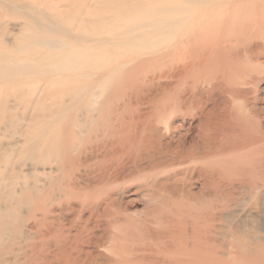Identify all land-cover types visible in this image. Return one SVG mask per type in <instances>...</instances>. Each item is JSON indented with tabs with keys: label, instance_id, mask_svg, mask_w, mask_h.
Listing matches in <instances>:
<instances>
[{
	"label": "rangeland",
	"instance_id": "rangeland-1",
	"mask_svg": "<svg viewBox=\"0 0 264 264\" xmlns=\"http://www.w3.org/2000/svg\"><path fill=\"white\" fill-rule=\"evenodd\" d=\"M157 8L182 10L184 31L165 28ZM243 41L256 90L235 63L204 92L205 113L219 108L209 133L219 150L180 161L155 143L128 159L123 135L138 141L135 122L149 127L148 102L194 50L236 60ZM0 66V264H264L249 245L264 237V0H0ZM73 119L84 126L75 136L95 134L71 169L60 155ZM200 122L176 111L154 137L173 148L187 134L190 146ZM99 164L115 179L91 182Z\"/></svg>",
	"mask_w": 264,
	"mask_h": 264
},
{
	"label": "bare ground",
	"instance_id": "bare-ground-1",
	"mask_svg": "<svg viewBox=\"0 0 264 264\" xmlns=\"http://www.w3.org/2000/svg\"><path fill=\"white\" fill-rule=\"evenodd\" d=\"M152 11L155 13H158V15H164L163 21H164V27L165 28H170L171 30L175 29V31L177 28V34L178 35L184 31L183 23L185 22V18H183V16H180L179 18L177 17L178 14L179 15L184 14V12L182 10H181V14H180V13H178V9H176V11L174 12L175 16H167L168 14L172 13V11H173L172 9H169V8H165V9L157 8V9H153ZM190 14H191V11H190ZM26 16H29L28 11L26 13ZM139 18H140V24H139L140 27L135 28V29H141L143 27L144 18H142V17H139ZM150 19H151V16H150ZM168 40H169L168 38H164V39H162V43L163 44L167 43ZM78 41L80 43L83 42L82 40L81 41L78 40ZM215 48H216L215 46H213L212 48H208V45H206V46L204 45V46H200L199 48L195 49L194 53L192 55V60L189 62V64L187 63V65L182 66L181 74L178 75V77L176 76L177 79L174 80L175 82L164 86L162 88V91H161L162 93L159 94L158 99H156V97H155V98H152V101L150 100L148 102L149 104L153 105V111L151 112L152 115H151V117L147 118L148 121L149 122L151 121L152 123L150 122L149 127L146 128L144 123H143V125H141L139 127L140 124L138 123V121L135 122L134 128H135V130H137V133H138V136H136V138L138 139L137 142L130 141L129 139L127 140L126 134H124L122 137L124 141L122 140L121 143L124 144L126 142H131L132 146H133V147H131V146L128 147L130 150V152L128 153V159L139 161V159H140L139 154L143 150H145L146 148L154 147L155 143L157 144L156 145L157 148H159L158 150L165 147L168 154H170L173 158H177L180 161L181 160L182 161L195 160L198 157L206 158V157H209L213 152L219 150V148H216L214 146V144L212 143V140H211V138L213 139V141L215 140V133H213V135L209 134L210 133V120L213 117L215 118V117L219 116L220 113L217 112L219 108H217V107L213 108L212 110H209L207 113H205V107L204 106L209 101L208 98H207V100H204V95H205L204 92H205L206 88H207V90H210V91L217 90V89L220 90V86L224 82L226 83V81L228 80V77H231V76L227 77V71H228V69H230L228 66L231 67L235 63L236 64L238 63L241 66L243 65L241 70H239L240 81H242L243 83H245L248 86L253 85L252 90L255 91L257 85L259 84V72L260 71L254 65L253 66H250V65L246 66L245 65L247 62L251 63L252 58L256 55L250 51L251 49H248L249 47H247L245 41L242 42V48L243 49H242L241 55H240V57H237L236 60H234L233 58L230 59L228 57V61H227V58H225L227 55L222 60H220V61L217 60L213 54V52H215L214 51ZM82 49L87 51V49H89V48L83 47ZM144 49H145V47H144ZM21 51H24V49H22ZM18 52H19V50H18ZM93 52H97V51L94 50ZM145 53L149 54L148 51H146ZM101 57H103V56H101ZM156 60L152 59V61H156ZM212 64H216L217 68H212V70L209 69V68H211ZM0 70H2V66H0ZM174 73H175V71H174ZM176 74H179V73H176ZM169 76H171V75H169ZM171 77H172V79L175 78L174 75H172ZM166 78H169V77L163 73H160L158 75V80H161V79L166 80ZM80 80H81V78H80ZM218 86H219V88H218ZM145 92L146 93L142 94V96H147L146 94H148V92H150V89H148ZM130 100L131 99H129V101H128L129 103L127 105V110L130 111V113H132L134 108H133ZM227 110L229 111V109H227ZM227 110H225L226 113H227ZM176 111H180L182 113L183 117L189 116L191 114H198V113L202 114L203 122L202 123L200 122L201 123L200 129L202 131V135H201L200 140L198 142H196L190 146L186 145L185 140H186L187 134H185L184 136H182L183 138L181 139V141L178 140L180 142H177L178 144L176 145V147L172 148L171 145L162 146V144L159 143V141L154 137V133L156 132V129L158 128L157 123H159L160 120H166V122H167L166 127H167L168 121L172 119V117ZM75 120L76 119H73L70 122L69 129H70V133L72 135H71V138L69 139V141L66 143V145H64V149L62 150V154L60 155V158H62V160L67 159V164L69 167H71V169H72L73 165H75L76 160L81 158L80 156L83 153L82 151H83L84 144L90 142V138L95 134V133H91L87 137L88 139L82 138L84 141L81 140L80 138H78L77 136H75L76 132L80 133V132H83V130H84V126L78 124ZM133 120H131V121H133ZM132 124H133V122H131L129 124L126 123L125 128H127V127L130 128L132 126ZM223 125L224 124H220L218 126L223 127ZM138 129H140L141 131L140 130L138 131ZM199 133H200V131H199ZM139 135H142V136H139ZM116 136H118V135H116ZM110 137H112V139H113V137H115V136L112 135ZM77 143H79V144H77ZM77 145H80V146L76 147ZM135 145L137 146V148L132 150V148H134ZM98 147H100V146L98 145L97 148ZM91 148L92 149L90 150L89 155L92 157L94 155V153L97 151H95L93 149L94 148L93 145ZM74 154H75V156H73ZM161 157H162V155H161ZM167 157H165V159ZM133 163L135 164L136 162H133ZM113 173H115L114 168H111L108 170L106 166H101V164H99L95 168L90 169L88 176L90 177V175L94 174V176L90 178L91 182H95V181L100 180V179L102 180L101 182H104V181L108 182L111 178L115 179V174H113ZM188 174L191 175L190 172H188ZM199 174L201 177H204L206 179V175L202 171H199ZM96 176L98 178H95ZM92 204H93V202H89L88 200L85 201V206H87V208H89L91 210V216L92 215L95 216L94 214L96 212L93 210L94 206H92ZM112 205H113V202L111 201L110 203L107 204L106 210H108ZM101 217H102V215H100V218ZM41 219H40V221H41ZM49 229H50L49 227H46L45 231L48 233V232H50ZM250 239H251V241L249 242L250 247L253 246L254 248L257 249L256 251L258 252V254L264 255V252H261V251H264V244H263L264 237H262L261 235L256 234V233H252ZM80 248H82V247H80ZM28 249H30V248H28Z\"/></svg>",
	"mask_w": 264,
	"mask_h": 264
}]
</instances>
